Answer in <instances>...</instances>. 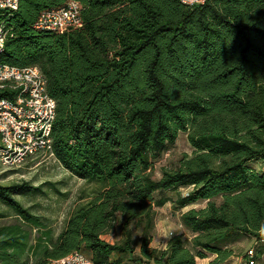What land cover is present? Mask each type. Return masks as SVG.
I'll list each match as a JSON object with an SVG mask.
<instances>
[{"label":"trees","instance_id":"obj_1","mask_svg":"<svg viewBox=\"0 0 264 264\" xmlns=\"http://www.w3.org/2000/svg\"><path fill=\"white\" fill-rule=\"evenodd\" d=\"M68 1L19 0L0 64L41 70L56 102L52 156L99 188L55 235L16 198L39 187L0 183L11 210L0 208V264L75 251L95 264H228L243 239L254 245L242 262L264 264V0H74L81 28H36ZM181 132L192 154L154 179ZM166 204L190 237L159 249L150 243ZM115 229L120 240L103 238Z\"/></svg>","mask_w":264,"mask_h":264},{"label":"built area","instance_id":"obj_2","mask_svg":"<svg viewBox=\"0 0 264 264\" xmlns=\"http://www.w3.org/2000/svg\"><path fill=\"white\" fill-rule=\"evenodd\" d=\"M206 0H180L194 6ZM19 0H0V50L7 40L6 16L17 9ZM80 4L70 0L59 9L43 12L35 26L58 33L81 28ZM56 102L47 93L46 81L37 66L0 64V166L14 169L30 157L52 156L51 131ZM251 257L253 251L248 250ZM249 264H255L250 260ZM44 264H95L83 252L50 258Z\"/></svg>","mask_w":264,"mask_h":264},{"label":"rangeland","instance_id":"obj_3","mask_svg":"<svg viewBox=\"0 0 264 264\" xmlns=\"http://www.w3.org/2000/svg\"><path fill=\"white\" fill-rule=\"evenodd\" d=\"M193 148L190 145L187 133L181 132L174 147L166 152L164 156L155 161L152 170L154 179H159L162 169L172 167L177 160L187 154L191 155ZM258 169H264V161L255 164ZM26 181L30 185L40 189L34 194L17 195L23 205L41 217L54 230L56 235L64 226L66 219L72 211L80 204L85 203L99 188L95 183H90L65 170L59 162L49 155H40L23 163L18 168L6 169L0 166V183L9 185L16 182ZM4 212L11 214V210L0 204ZM12 217H9L10 220ZM168 233L183 234L186 239L190 237L189 232L181 225L179 212L173 211L170 204L157 209L155 216V230L151 245L159 249L165 248L169 238H164ZM171 235V236H172ZM170 236V237H171ZM109 242L121 239L118 229L103 235ZM254 245V240L243 239L235 246V254L228 264L243 263V254ZM138 252V250H137ZM205 264L207 260L200 261ZM127 264H136L127 261ZM141 264H154L153 262H142Z\"/></svg>","mask_w":264,"mask_h":264},{"label":"clouds","instance_id":"obj_4","mask_svg":"<svg viewBox=\"0 0 264 264\" xmlns=\"http://www.w3.org/2000/svg\"><path fill=\"white\" fill-rule=\"evenodd\" d=\"M259 234L260 235H262V236H264V224H262L261 226H260V228H259ZM172 234L171 233H168V234H166L165 236H164V238H170V236H171ZM151 244V243H150Z\"/></svg>","mask_w":264,"mask_h":264},{"label":"crops","instance_id":"obj_5","mask_svg":"<svg viewBox=\"0 0 264 264\" xmlns=\"http://www.w3.org/2000/svg\"><path fill=\"white\" fill-rule=\"evenodd\" d=\"M88 255V254H87ZM207 264V263H206Z\"/></svg>","mask_w":264,"mask_h":264}]
</instances>
